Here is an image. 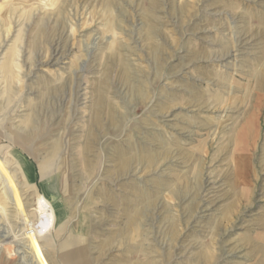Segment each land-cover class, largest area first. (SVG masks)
<instances>
[{"label": "rangeland", "instance_id": "1", "mask_svg": "<svg viewBox=\"0 0 264 264\" xmlns=\"http://www.w3.org/2000/svg\"><path fill=\"white\" fill-rule=\"evenodd\" d=\"M0 264H264V0H0Z\"/></svg>", "mask_w": 264, "mask_h": 264}, {"label": "crops", "instance_id": "2", "mask_svg": "<svg viewBox=\"0 0 264 264\" xmlns=\"http://www.w3.org/2000/svg\"><path fill=\"white\" fill-rule=\"evenodd\" d=\"M245 129H246V127H244L243 132L246 131ZM239 138H240V139L243 138L242 141H244V142H246V141H250V139H251V137H250L249 134H248V135H241ZM238 141H240V140H239V139H238V140L236 139V143H237ZM24 225H25V227H26V231H27V232L30 231V229H31V227H30V226H31L30 223H24Z\"/></svg>", "mask_w": 264, "mask_h": 264}, {"label": "bare ground", "instance_id": "3", "mask_svg": "<svg viewBox=\"0 0 264 264\" xmlns=\"http://www.w3.org/2000/svg\"><path fill=\"white\" fill-rule=\"evenodd\" d=\"M124 164H125L124 162H123V163H121V166H124Z\"/></svg>", "mask_w": 264, "mask_h": 264}]
</instances>
